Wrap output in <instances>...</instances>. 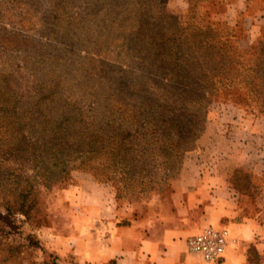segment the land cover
Listing matches in <instances>:
<instances>
[{
	"label": "rangeland",
	"instance_id": "obj_1",
	"mask_svg": "<svg viewBox=\"0 0 264 264\" xmlns=\"http://www.w3.org/2000/svg\"><path fill=\"white\" fill-rule=\"evenodd\" d=\"M176 88L201 97L206 119L182 151L138 122L160 120L152 107ZM261 116L264 0H0V264H73L59 237L86 218L69 188L112 175L123 212L139 183L167 190L191 154L264 222V136H247ZM126 130L137 139L125 154Z\"/></svg>",
	"mask_w": 264,
	"mask_h": 264
},
{
	"label": "crops",
	"instance_id": "obj_2",
	"mask_svg": "<svg viewBox=\"0 0 264 264\" xmlns=\"http://www.w3.org/2000/svg\"><path fill=\"white\" fill-rule=\"evenodd\" d=\"M247 136H264V116L250 125ZM108 189L89 177L66 191L82 209L75 218H86V224L72 228L70 238L59 237V254L71 255L73 264H264V222L254 198L236 190L227 176H212L192 154L167 190L133 203L123 200V212L110 207L114 197ZM86 195L98 197L97 203L82 205ZM208 226H224L231 233L219 263H206L187 247L188 238Z\"/></svg>",
	"mask_w": 264,
	"mask_h": 264
},
{
	"label": "trees",
	"instance_id": "obj_3",
	"mask_svg": "<svg viewBox=\"0 0 264 264\" xmlns=\"http://www.w3.org/2000/svg\"><path fill=\"white\" fill-rule=\"evenodd\" d=\"M182 76V75H181ZM198 79V77H195ZM176 94L169 100H165L164 104L154 105L153 109V116H159L160 120L157 118H152L150 121L143 120L138 121L140 124V128H148L150 133L157 135V139L164 141L166 138L171 139L170 137H176L177 139H173V144L175 147L180 151L186 150L194 145V142L200 137L204 125H205V112L203 111V106L201 105V97L200 99L190 100L189 97H186V93L188 92L187 89L176 88ZM191 91V90H190ZM211 92H214L211 90ZM194 106L196 107L194 109ZM131 109H135V106H128ZM127 107V108H128ZM185 117L190 118L191 120L185 119ZM152 125V127H148ZM154 135V136H155ZM123 143V153L125 154L128 151H131V143L137 139V137H133L130 131H124L122 137ZM94 142V140H93ZM138 144V143H137ZM94 151L90 148V146L85 149V151L80 152L77 157L84 158L86 155L92 154ZM125 157V156H124ZM179 163H181L179 161ZM180 165V164H179ZM178 168H175V173ZM170 169H165L164 174H166ZM130 174V169L126 165V159L123 158V181L127 180L128 175ZM92 176L95 181L99 183H105L107 181H111L114 177L112 175H104L105 178L100 179V176L97 172L92 173ZM64 180V179H63ZM49 184V181L45 179L43 181ZM161 184V183H160ZM138 185L142 186V189L135 194L134 199L141 198L146 196L147 190L155 191V192H162L163 189L158 187L150 186L146 189V186L143 183H139ZM222 261V260H221Z\"/></svg>",
	"mask_w": 264,
	"mask_h": 264
},
{
	"label": "built area",
	"instance_id": "obj_4",
	"mask_svg": "<svg viewBox=\"0 0 264 264\" xmlns=\"http://www.w3.org/2000/svg\"><path fill=\"white\" fill-rule=\"evenodd\" d=\"M232 242L231 233L224 226H208L187 240L191 253L198 254L206 263H219Z\"/></svg>",
	"mask_w": 264,
	"mask_h": 264
}]
</instances>
